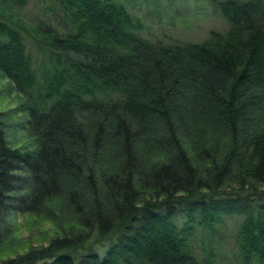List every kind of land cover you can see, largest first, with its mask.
I'll return each instance as SVG.
<instances>
[{"label":"trees","instance_id":"trees-1","mask_svg":"<svg viewBox=\"0 0 264 264\" xmlns=\"http://www.w3.org/2000/svg\"><path fill=\"white\" fill-rule=\"evenodd\" d=\"M37 1L34 24L0 0L34 144L12 147L0 112V264H212L225 218L239 263L264 264V0H192L227 24L201 42L140 32L191 0ZM32 41L55 66L40 79ZM17 217L48 224L39 245L11 246Z\"/></svg>","mask_w":264,"mask_h":264},{"label":"rangeland","instance_id":"rangeland-1","mask_svg":"<svg viewBox=\"0 0 264 264\" xmlns=\"http://www.w3.org/2000/svg\"><path fill=\"white\" fill-rule=\"evenodd\" d=\"M181 2L183 3V10H187L186 13L184 12L177 16L172 13L171 9L168 11L160 9L161 15L159 17H161V20L154 15L151 18L143 19V28L140 32L149 40L160 38L166 41L201 42L212 29L221 32L226 30V22L216 13L214 14L211 6L192 0L187 2L188 6H186V2ZM177 6L179 7L180 5ZM185 6L186 8H184ZM44 8L45 4L42 2L26 0L25 5L20 9V13L28 21L35 24L49 15V12L45 11ZM129 8L133 15L139 16L143 12V10H139L137 5ZM174 9L176 8L174 7ZM33 41L31 43L26 42V44L28 51L33 57V68L40 79L45 74L53 73V67L55 66L49 62V54L46 51L43 53L37 50ZM43 85L40 81L33 91V97L37 96L38 93H43ZM25 99L12 88L10 81L0 74V112L2 122L5 124L6 139L12 147L20 150H32L34 147L33 135L29 133V125L27 124L29 110L22 106L25 103ZM16 223L20 225V228L16 232L17 235H14L13 242H16L14 244L11 243V246L17 243V249L20 252L24 251L23 247L27 244L32 247L39 245L41 237H45L43 234L46 232L44 227L48 226L45 222L39 225L35 224L30 229L24 225L21 217H17ZM236 223L234 219L225 218V223L217 227L221 240L215 244V256L212 264H240L234 255ZM199 243L200 238L198 237L196 244ZM200 254L202 256V253L199 252Z\"/></svg>","mask_w":264,"mask_h":264}]
</instances>
